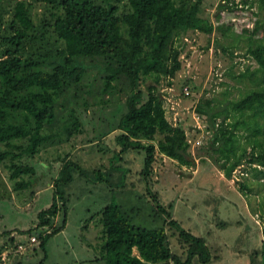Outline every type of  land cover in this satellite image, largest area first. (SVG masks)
Here are the masks:
<instances>
[{
  "label": "rangeland",
  "instance_id": "374dc122",
  "mask_svg": "<svg viewBox=\"0 0 264 264\" xmlns=\"http://www.w3.org/2000/svg\"><path fill=\"white\" fill-rule=\"evenodd\" d=\"M20 0H0V57L11 48L4 39L12 33L11 23L15 6ZM106 4L107 0H95ZM120 8V14L130 12L128 0H110ZM237 4L242 12L222 13L221 26L229 21L242 23V28L253 31L255 36L238 28L227 31L226 36L214 33L188 32L176 42L181 52L182 70L173 80H163V94L168 98V109L173 112L172 122L182 120L187 129L192 164L183 165L163 157L155 172V182L148 186L141 175L145 152L125 148L118 130L121 119L127 114V99L132 95L131 83L122 77L112 84L113 96L102 95L104 77L108 71L100 62L82 61L87 70L82 92L78 99L64 96L60 99L57 120L44 134L50 140L40 154L25 158L23 164L34 168L35 174H26L12 180L10 159L0 163V259L15 264H36L44 252L32 245L17 253L6 236L12 231H27L38 222V214L51 206L57 188V179L64 163L70 160L80 168L72 171L73 181L59 187L67 198V224L63 231L50 238L46 245L47 262L51 264H106L101 211L110 204L121 206L132 225L153 230L165 228L169 233L172 250L176 254H190L192 242L179 240L180 232L205 243L206 252L197 253L191 264H250L251 254L256 258L262 252L261 228L264 227V177H255L257 165L243 161L227 178V164L222 155L207 153L208 133L203 119H195L194 108L202 100L214 101V111L224 114L230 102L262 86L259 64L250 53L251 41L264 43V6L262 0H205L202 17L217 26L216 12L220 4ZM34 27L28 31L21 56L35 57L42 54L56 55L65 44L54 31L53 25L59 9L44 3H29ZM246 74V77H242ZM191 80L190 96L183 95L185 80ZM172 81V85L168 83ZM152 85L148 81L143 89ZM86 105V107L84 106ZM228 122L241 119L234 114ZM175 113L177 115H175ZM224 117V116H223ZM176 118V120L174 119ZM223 118H219L221 123ZM80 123L79 132H73V122ZM72 130V133L69 131ZM73 134V135H70ZM237 156L247 148L253 150L252 136L243 128L236 133ZM205 148V149H204ZM6 148L0 143V154ZM226 164V165H225ZM263 170V167H258ZM257 169V170H258ZM28 182L27 188L15 190L17 182ZM168 210L155 215L156 201ZM56 222V221H55ZM57 223H61L58 218ZM172 234H176L174 236ZM19 242L28 243L30 236L12 234ZM21 256H20V255ZM136 254V252H135ZM32 257L27 260L26 258ZM1 261V262H2Z\"/></svg>",
  "mask_w": 264,
  "mask_h": 264
},
{
  "label": "trees",
  "instance_id": "16d2710c",
  "mask_svg": "<svg viewBox=\"0 0 264 264\" xmlns=\"http://www.w3.org/2000/svg\"><path fill=\"white\" fill-rule=\"evenodd\" d=\"M30 1L44 3L62 11L55 19L53 28L65 48L54 56H21L27 33L34 27L29 12ZM128 2L131 10L126 14H120V8L110 0L106 4H98L95 0L17 2L11 23L13 34L4 39V43L11 48L0 57V143L6 148L0 154V163L10 159L12 180L22 175L35 174L34 168L24 165L23 160L40 154L50 140L51 137L44 134V131L56 122L60 99L68 94L70 98L78 99L86 79L87 70L82 64L86 59L100 62L108 71L103 78L102 95L110 93L113 96L112 84L122 77L128 78L131 83L132 95L126 102L128 112L119 124V137L124 141L125 148L145 152L141 175L148 186L155 182V172L163 157L183 165L192 164L190 138L184 122L180 119L175 124L172 122L173 112L168 109V98L160 92L162 81L173 80L182 70L181 52L176 42L191 31L204 32L209 37L216 32L226 36L227 31L235 27L255 36L258 27L249 31L242 28V23L238 21H229L226 27L221 26L222 13L227 8L229 14L243 11L235 3L232 6L220 4L215 15L218 25L214 26L202 17L205 0ZM262 3L264 6V0ZM250 43L255 46L249 51L259 64L262 86L248 92L240 100L227 104L234 114L242 118L233 117L234 121L229 123L232 117L229 107L224 110V114L214 111L212 100H201L194 108L195 114L203 119L209 135L205 147L207 153L212 155L219 152L226 164L234 160L226 170L229 179L243 161L257 165L254 169L255 177H264V171L258 169H264V43L258 40ZM246 76L242 74V77ZM148 81L152 85L144 90L143 86ZM171 82L168 85H172ZM189 83L191 80L187 79L182 86L188 87ZM183 95L190 96H186L184 91ZM219 118H223L221 123ZM239 128L245 129L253 138L250 154L247 148H243L240 156L236 154V133ZM73 129V132H79L78 121L73 122ZM69 132L72 133V130ZM73 170L80 171V168L70 160L66 161L54 182L57 191L52 204L38 214L34 228L6 234L8 243L15 251L20 244L28 246L30 242H19L13 233L36 237L37 241L32 244V255L37 252L36 245L44 252V257L36 264H51L47 262V242L63 231L67 224V198L65 193L59 191V187L73 181ZM28 185V182H17L15 190H22ZM155 201V215L159 217V214H167L170 224L175 225L170 213L171 207L167 210L159 205L157 199ZM58 218H61L60 224L57 223ZM99 221L106 240L103 247L105 256L102 259L106 264H191L195 254L206 252L203 240L182 231L179 240L192 242L190 254L174 253L170 244L171 236L165 228L149 230L136 227L119 205L110 204L105 207ZM261 234L262 252L259 258L251 254L250 264H264V227L261 228ZM32 255L26 259L29 260ZM15 264H23L21 258Z\"/></svg>",
  "mask_w": 264,
  "mask_h": 264
},
{
  "label": "built area",
  "instance_id": "2783aa9c",
  "mask_svg": "<svg viewBox=\"0 0 264 264\" xmlns=\"http://www.w3.org/2000/svg\"><path fill=\"white\" fill-rule=\"evenodd\" d=\"M183 91H184V94L186 96H189L190 95V89L188 87H185ZM175 115H177V114L175 113ZM174 119L176 120V118H174ZM195 119H197L198 121L200 120L199 116H196ZM36 241H37V238L36 237H31L30 240H29V242H30L31 245L34 244ZM26 249H27V246L26 245L20 244L18 246L17 253H22Z\"/></svg>",
  "mask_w": 264,
  "mask_h": 264
},
{
  "label": "crops",
  "instance_id": "0c3cea01",
  "mask_svg": "<svg viewBox=\"0 0 264 264\" xmlns=\"http://www.w3.org/2000/svg\"><path fill=\"white\" fill-rule=\"evenodd\" d=\"M1 264H6V261H5V260H4V261H2V262H1Z\"/></svg>",
  "mask_w": 264,
  "mask_h": 264
}]
</instances>
